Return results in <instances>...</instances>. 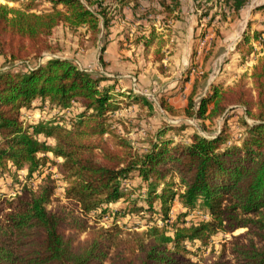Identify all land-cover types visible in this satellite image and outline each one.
<instances>
[{"label": "trees", "instance_id": "obj_1", "mask_svg": "<svg viewBox=\"0 0 264 264\" xmlns=\"http://www.w3.org/2000/svg\"><path fill=\"white\" fill-rule=\"evenodd\" d=\"M20 1L17 7L0 3V174L26 169L27 175L14 194L0 189V264H203L193 258L197 248L219 233L230 238L209 264H264V55L250 75L233 84L212 81L202 91L206 74L192 81L190 74L212 50L202 61L199 56L184 78L191 84L183 106L159 99L183 121H164L138 145L119 131L113 115L123 103L149 100L61 55L52 37L64 25L94 45L104 39L105 51L114 18L130 5L138 11L141 1L115 0L114 8L109 0ZM148 1L160 6L167 28L179 21L181 0ZM192 1L211 8L206 4L212 0ZM222 1L237 15L249 0ZM250 26L233 51L241 61L254 54L252 38L264 36V30L252 36ZM157 37L152 28L135 42L160 62L166 40ZM36 102L57 114L26 122L22 113ZM74 106L80 110L75 115ZM230 119L242 125L236 136ZM51 168L63 198L56 197L53 171L45 173ZM175 202L185 212L170 224ZM195 209L209 219H181ZM105 215L109 227L97 224ZM129 216L135 226L118 224ZM141 224L147 229L134 228ZM239 229L245 231L235 235Z\"/></svg>", "mask_w": 264, "mask_h": 264}, {"label": "rangeland", "instance_id": "obj_2", "mask_svg": "<svg viewBox=\"0 0 264 264\" xmlns=\"http://www.w3.org/2000/svg\"><path fill=\"white\" fill-rule=\"evenodd\" d=\"M20 2V0H0V3L8 4L11 7L19 6ZM108 2L110 4L109 6L112 5L113 8L117 4L115 0H109ZM181 2L182 11L180 19L172 25V29L164 26L161 20L163 18L161 8L155 2L151 5L148 0H141L138 11H133L130 5L114 18L109 33V45L105 51L100 50L104 39L98 43L99 45H94L87 39V36L81 33L82 31L76 32L64 25L57 27L52 37V41L57 47V52L75 59L81 67L88 71L99 73L109 71L115 75L122 76L124 74H135V76L141 74L144 76V82L136 80V86H133V88L137 87L141 92L146 94L144 96L149 100L148 105L123 103L122 108L113 115L114 125L131 142L138 145L144 143L153 130L160 127L164 121L170 123H181L183 121V117L179 116L181 114L180 112L173 115L163 110L159 100L161 97H164L173 104L183 106L186 100L183 91L187 92L189 90L190 81L196 76L201 77L203 73L206 74L207 79L202 85V91L205 85L212 79H222L226 84H233L242 74H251L249 72L250 65L253 64H250L251 58L241 61L233 51L236 42L249 27V24H251L250 30L252 36L256 30H264V11H256L255 9L257 6H264V0H249L237 15L229 10L222 0H212L206 4V7H211L208 10L197 7L192 0H181ZM205 11H208L209 15L201 20L199 15L204 14ZM142 12H148V14L141 17L139 15ZM152 28H156V33L158 34L157 40L167 41V52H178L177 58H180V69L174 72L176 70L169 67L170 69L168 70L172 71V73L174 72V74L160 72L153 56L144 55L142 46L140 44L137 45L135 42V39L138 37L145 39L146 36H149ZM260 37L264 39L262 34ZM252 43L253 45L256 43V46L259 44L256 38H252ZM194 46L197 48V52L195 53L197 57L196 60H192L193 66L197 61L200 62L199 56H205V53L209 52L210 49L212 50V54L208 60L203 61L202 66L193 69L190 74L191 80L187 82L188 84H185L183 80L184 76L188 74L185 73L187 56L185 53L183 57L182 52H194ZM100 52H103V59L105 58L104 63L98 60V56L101 55ZM253 56L254 61L260 57ZM106 59L108 62L105 61ZM170 60L167 61V64L170 63ZM139 61L142 63L140 64ZM105 67H108V69ZM164 75H169V78L165 79L164 77L166 76ZM202 81H204V78ZM131 84L134 83L131 81ZM127 90L121 89V91L126 93L128 92ZM39 105L40 102H36L35 107L29 110L30 112H27L28 110L23 111V118L26 122L31 123L40 119H49L54 114H57V111L48 105H45V107ZM71 110L70 113L73 115L80 111L77 106H74ZM238 114L241 115V111ZM240 115H236V117ZM188 121L193 124V128L204 132L201 126L194 122V120ZM228 124L230 132L232 134L234 133L235 136L243 129L241 124L232 119L229 120ZM231 140L236 141L237 139L232 136ZM47 171H53L54 177L57 178L58 184L60 185L56 197L63 198V186L62 182L58 179L59 176L56 169H47L45 173ZM14 174L15 176L8 173L5 175L0 174V189L3 192H10V195L14 194L15 190L19 188L20 182H25L27 171L26 169H22L20 171H14ZM184 212L185 209L181 204L175 202L170 213V224L180 220L179 215L184 214ZM93 218H90V220L91 223L95 224L96 218ZM181 219L186 220V223L206 220V212L195 209L186 216L181 217ZM110 220L111 217L105 215L97 224L99 226L109 227L112 223ZM157 222L162 223L160 219ZM118 224L124 228L133 227L135 226V221L129 216L120 219ZM147 227L148 225L141 224L140 228H134L142 231L146 230ZM244 231V229H239L234 234L236 235ZM229 238L230 235L228 234H217L207 247L197 248L198 255L193 258L203 264H209L213 258H216L220 254L222 244L229 240Z\"/></svg>", "mask_w": 264, "mask_h": 264}, {"label": "crops", "instance_id": "obj_3", "mask_svg": "<svg viewBox=\"0 0 264 264\" xmlns=\"http://www.w3.org/2000/svg\"><path fill=\"white\" fill-rule=\"evenodd\" d=\"M141 1V0H140ZM154 4V3H153ZM167 48H168V46H167V41H166V45H165V47L163 48V55H164V59L162 60V61H160V62H158V61H155V64L157 63V68L160 70V72H162V73H166V74H174V72H177V70H179L180 69V67H181V63H180V58H177V56H178V52H167ZM196 48V46H194V49ZM186 53V56H187V60H186V67H185V73H187V69L189 68V67H191V65H192V60H196V57L197 56H195V53L196 52H182V56L184 57V54ZM169 54H170V56H169ZM206 54V53H205ZM151 55V54H150ZM152 56V55H151ZM202 58H201V61H202V59L204 58V56H201ZM105 59V58H104ZM154 59V58H153ZM169 59H171L170 60V63L169 64H167V61H169ZM198 59V58H197ZM254 59V56L252 55V57H251V61H250V64H254L255 62H256V60L254 61L253 60ZM106 62H108V60L106 59L105 60ZM139 63L141 64L142 62L141 61H139ZM253 64L252 65H250V71L249 72H251V69H252V67H253ZM201 66V65H200ZM168 67V68H167ZM171 69H173V70H176V71H174L173 73H172V71H168L170 68ZM106 69H108V67H105ZM103 71V70H102ZM101 73H104V74H106V75H108L109 77H112V78H115L116 79V83H117V89H128V90H131L132 92H134V93H136V94H138V95H142V96H144V95H146L144 92H141L137 87L135 88H133V86H136L135 84H136V80H138L139 82H144V80L143 79H145L144 78V76L143 75H141V74H139L138 76H135V74L134 75H131V74H124L123 76L122 75H115L114 73H111V72H107V71H104V72H101ZM250 74V73H249ZM163 75V74H162ZM161 75V77H163ZM164 76H166V77H164L165 79H168L169 78V75H164ZM137 77H138V79H137ZM118 78V79H117ZM184 78H185V76H184ZM156 79H157V77H156ZM220 80H222V79H220ZM131 81H132V83H134V84H131ZM183 81H185V80H183ZM212 81H219V80H211L209 83H207L206 85H205V87H204V90H207L209 87H210V84H211V82ZM128 82H129V84H128ZM183 83V82H182ZM188 84V83H187ZM181 86V85H180ZM141 87V86H140ZM179 88H181V87H179ZM178 88V89H179ZM183 93L185 94L186 92L185 91H183ZM145 97V96H144ZM27 112H30L29 110L27 111Z\"/></svg>", "mask_w": 264, "mask_h": 264}, {"label": "built area", "instance_id": "obj_4", "mask_svg": "<svg viewBox=\"0 0 264 264\" xmlns=\"http://www.w3.org/2000/svg\"><path fill=\"white\" fill-rule=\"evenodd\" d=\"M259 44L256 46V43L254 44L255 45V51H254V54L255 57H259V56H262L264 55V52H262L264 50V39L262 37H260L259 39H257ZM209 219V215L206 213V220ZM205 220V219H204Z\"/></svg>", "mask_w": 264, "mask_h": 264}]
</instances>
